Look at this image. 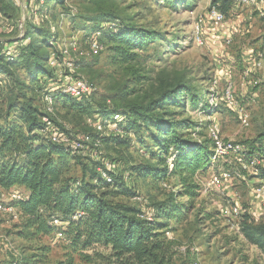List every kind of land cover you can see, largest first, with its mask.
Listing matches in <instances>:
<instances>
[{
  "label": "rangeland",
  "instance_id": "obj_1",
  "mask_svg": "<svg viewBox=\"0 0 264 264\" xmlns=\"http://www.w3.org/2000/svg\"><path fill=\"white\" fill-rule=\"evenodd\" d=\"M5 1L16 7L12 18L0 14V41L6 55L17 54L18 45L9 41L21 38L25 24H29L47 34L50 47L44 51L51 53L50 57L55 55L58 65L53 70L47 62L53 78L41 85L25 84L26 76L17 68H13L21 83L17 89H11L7 76H0V125L13 98L11 91L25 94L44 115V94H55L62 80L58 70L63 76L86 81L92 86L91 97L86 100L54 97V108L48 116L50 128L71 134L77 155L98 161L107 171L125 177L135 194L129 202L143 211L153 212L156 203L169 200L181 188L175 187V177L163 182L136 173L128 177L131 169L139 165L157 167L152 156L158 153L154 142L147 133L141 140H134L109 119L98 131L93 123L101 118L94 111L148 101L156 97L159 89L172 88L182 81L208 98V105L219 106L216 111L204 112L200 107L191 109L185 99L186 109L172 107L178 114L176 120L186 119L195 125L194 130H188L194 141L208 139L210 127H216L222 139L243 146L250 145L264 131V0L242 4L234 0L218 27L209 22L211 0H191V8L177 7L170 0H60V5L52 0ZM102 11L115 16L113 23H129L159 33L160 38L143 51H136L137 58L128 64L114 61L106 44L102 52L91 53L82 29L89 26L85 21L88 17ZM198 18L205 21L200 29L201 45L193 41L192 33ZM29 41L42 45L43 40L34 33L23 43ZM71 62L74 68L67 67ZM229 85L235 108L225 104ZM244 115L247 127L242 125ZM13 116L10 114V119ZM93 129L101 136H116L100 139ZM238 159L228 157L210 163L204 175H196L200 189L192 202L175 197L176 204L187 207L177 221L170 222L172 230L167 234L175 242V264H264L260 251L240 233L245 215L256 223L264 222V195L255 193L264 180L253 175L250 168L244 169ZM222 170L230 172L231 182L210 185V176ZM79 173L78 167L71 168V174ZM16 188L0 190V204L10 205L13 194L25 195L24 188ZM234 207L239 209V215L226 214ZM95 252L107 253L98 247L95 251L76 252L68 240L60 241L54 234H36L18 215L14 218L0 212V264H103L96 258L92 263L83 258Z\"/></svg>",
  "mask_w": 264,
  "mask_h": 264
},
{
  "label": "trees",
  "instance_id": "obj_2",
  "mask_svg": "<svg viewBox=\"0 0 264 264\" xmlns=\"http://www.w3.org/2000/svg\"><path fill=\"white\" fill-rule=\"evenodd\" d=\"M48 1L42 0L43 3ZM52 1L62 4L60 0ZM168 2L181 8L192 7L191 0ZM233 2L211 0V6L224 15ZM15 10L13 2L0 0V14L4 17L12 18ZM115 20L113 14L102 11L88 17L85 21L89 26L83 27L82 31L85 38L100 32L99 42L104 48L107 45L117 63L134 61L136 51H143L149 43L160 38L159 33L129 23H113ZM34 33L41 35L42 45L31 41L23 43ZM12 42L18 45L16 55H6L0 41V76L8 77L12 90L21 84L13 68L22 70L26 76L25 84L41 85L47 79L52 80V72L47 68L51 53L44 51L50 45L43 29L25 24L23 36L9 41ZM11 94L12 101L7 106L3 125H0V190L24 188L25 195L10 203L24 225L44 236L61 233L63 239L60 241L68 240L76 252L95 251L96 247L106 250L105 255L95 252L83 257L91 263L96 258L103 264H175V242L167 234L172 230L170 222L177 221L187 210L185 204L175 203V197H186L192 202L197 196L200 185L196 175L205 174L210 164L212 143L209 137L199 141L191 139L188 130H194L195 125L186 119L176 120L178 114L172 107L186 109L185 99L191 109L200 107L204 112L216 111L219 106L208 105V98L200 91L180 81L172 88L159 89L156 97L148 101L94 111L101 119L112 120L118 129L129 132L134 140H141L147 133V138L154 142L153 147L158 153H152V156L157 167L139 165L131 169L128 177L136 173L162 182L176 178L175 187L179 186L181 190L169 200L156 203L153 212L147 213L129 202L135 194L126 184L125 177L107 171L98 161L50 142L41 132L43 114L39 108L25 94H13V91ZM55 96L75 100L66 95ZM10 114L14 115L13 119ZM114 115L121 119L114 121ZM93 131L100 139L116 136H101L100 132ZM65 134L74 139L71 134ZM243 146L246 161L253 156L262 160L256 177L264 180V131L250 145L245 143ZM72 167H78L79 175L71 174ZM99 169L106 171L110 182L102 177ZM54 219L65 224L53 225ZM240 233L264 257V222L256 223L245 215Z\"/></svg>",
  "mask_w": 264,
  "mask_h": 264
},
{
  "label": "built area",
  "instance_id": "obj_3",
  "mask_svg": "<svg viewBox=\"0 0 264 264\" xmlns=\"http://www.w3.org/2000/svg\"><path fill=\"white\" fill-rule=\"evenodd\" d=\"M251 0H238L239 3H248ZM209 22L214 26L218 27L221 25L225 17L224 15L217 10L216 8H212L209 11L208 14ZM205 23V21L202 18H198L193 23V41H195L198 45L202 44L201 38H200V29ZM19 32H22V24L18 26ZM100 36V32H94L90 34L86 39L88 41L89 50L91 53H99L104 50V46L99 42L98 37ZM57 58L55 55H52L49 58L48 64L51 69H57ZM67 67L74 68L73 63H68ZM53 69V70H54ZM72 71V70H71ZM61 73V74H60ZM58 74H60L61 79L59 80V83L57 87L55 88V94L57 95H66L68 97H71L75 100H81L89 97L92 93V86L89 85L86 81L70 76H63V73L61 70H58ZM249 74V71H246V75ZM56 75V74H55ZM225 104L229 108H235L236 102L233 99L232 96V90L231 86H227L224 94ZM43 101L45 105V114L42 117L43 122V129L41 130L44 137H46L50 142L58 145H62L64 147H68L74 152L77 149L76 143L73 142L72 138L70 136H67L65 133L57 132L56 130H53L51 127V122L49 119V114L52 113V110L54 108V94L51 92H47L43 96ZM121 117L119 115H114L113 120H120ZM112 122V120H110ZM107 123V119H100V121H96L93 123V127H95L98 131L103 130V124ZM242 125L244 127H247L248 119L247 116H243ZM209 139L212 143V154L210 158V163H217L222 159H226L228 157H237L239 164L243 166L244 169L250 168L253 175H257L258 173V167L262 165V160L258 157L253 156L248 161L245 160V149L242 145L238 143H234L231 141H225L219 136V132L216 127H210ZM172 168L171 162L169 163V169ZM102 173V177L105 178L108 182H110V179L105 171L102 169H99ZM232 180V176L230 175V172L228 170H222L217 176L215 174H212L209 178L208 183L213 186L220 185L221 182H227L230 183ZM257 195H264V185L262 184L256 189L255 192ZM12 201H19L22 196L20 194H13L10 196ZM0 212L4 214H9L12 217L16 218L17 211L12 205H2L0 204ZM227 213H233L235 215H239L240 211L237 207H234L230 211L226 210ZM74 219L77 218V216L73 217ZM53 225L60 226L64 225V222L59 221L58 219H54L52 221ZM56 239L61 240L63 239V235L61 233L56 234Z\"/></svg>",
  "mask_w": 264,
  "mask_h": 264
},
{
  "label": "crops",
  "instance_id": "obj_4",
  "mask_svg": "<svg viewBox=\"0 0 264 264\" xmlns=\"http://www.w3.org/2000/svg\"><path fill=\"white\" fill-rule=\"evenodd\" d=\"M13 189H17V188H16V187H14V188L10 189V191H11V190H13ZM1 191H3V190H1ZM4 191H6V190H4ZM7 191H9V190H7Z\"/></svg>",
  "mask_w": 264,
  "mask_h": 264
}]
</instances>
